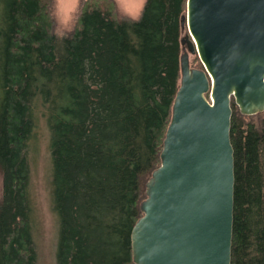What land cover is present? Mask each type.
<instances>
[{"label":"trees","instance_id":"trees-1","mask_svg":"<svg viewBox=\"0 0 264 264\" xmlns=\"http://www.w3.org/2000/svg\"><path fill=\"white\" fill-rule=\"evenodd\" d=\"M187 1L147 0L139 22L115 23L113 0H84L81 26L58 40L51 0H0V264H37L27 144L39 109L51 133L57 264H134L132 229L180 87ZM231 107V264H264V112Z\"/></svg>","mask_w":264,"mask_h":264},{"label":"water","instance_id":"water-1","mask_svg":"<svg viewBox=\"0 0 264 264\" xmlns=\"http://www.w3.org/2000/svg\"><path fill=\"white\" fill-rule=\"evenodd\" d=\"M181 81L132 229L134 264H231V100L264 112V0H188ZM197 55L204 69L191 67Z\"/></svg>","mask_w":264,"mask_h":264},{"label":"rangeland","instance_id":"rangeland-1","mask_svg":"<svg viewBox=\"0 0 264 264\" xmlns=\"http://www.w3.org/2000/svg\"><path fill=\"white\" fill-rule=\"evenodd\" d=\"M197 59L200 61L196 54L190 56L191 67L200 69L196 67ZM36 118L35 127L27 144L30 167L28 192L33 239L37 251V264H57L59 224L54 212L52 196L51 133L42 109H39ZM2 194L3 178L0 172V202Z\"/></svg>","mask_w":264,"mask_h":264},{"label":"clouds","instance_id":"clouds-1","mask_svg":"<svg viewBox=\"0 0 264 264\" xmlns=\"http://www.w3.org/2000/svg\"><path fill=\"white\" fill-rule=\"evenodd\" d=\"M147 0H113L110 18L115 23H136L142 16ZM83 0H52L48 20L58 40L69 38L82 23Z\"/></svg>","mask_w":264,"mask_h":264}]
</instances>
